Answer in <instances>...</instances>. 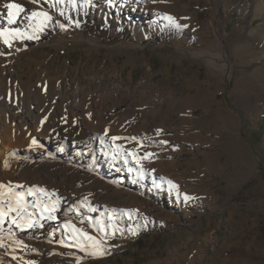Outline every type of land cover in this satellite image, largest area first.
<instances>
[{
    "label": "rangeland",
    "instance_id": "rangeland-1",
    "mask_svg": "<svg viewBox=\"0 0 264 264\" xmlns=\"http://www.w3.org/2000/svg\"><path fill=\"white\" fill-rule=\"evenodd\" d=\"M10 2L26 13L0 30L25 31L32 11L89 25L0 37V207L23 194L39 222L8 212L0 264H264V0H0V13ZM75 135L84 160L68 156Z\"/></svg>",
    "mask_w": 264,
    "mask_h": 264
},
{
    "label": "snow or ice",
    "instance_id": "snow-or-ice-1",
    "mask_svg": "<svg viewBox=\"0 0 264 264\" xmlns=\"http://www.w3.org/2000/svg\"><path fill=\"white\" fill-rule=\"evenodd\" d=\"M33 3H35V0H32ZM5 9H7L6 15L4 13H0V18H3L7 21L9 25L17 23L18 18L21 16L22 13H26V9L24 6H22L19 3L10 2L5 3L3 5ZM27 19L30 23L28 24V28L32 30V34H28L25 31H22L19 28L15 29H3L0 30V37L4 38V42L6 44H9L10 46V40L11 39H33L36 38L35 33L39 31H43L44 27L46 26L47 22L51 21L52 17L47 12L43 11H32L30 15H26L24 17ZM167 19L173 23L175 21L171 16L167 17ZM176 27H181L179 24L175 25ZM63 27V25H61ZM113 139H118L117 137H113ZM33 143L35 144L36 141L33 140ZM139 162V161H137ZM2 187V186H0ZM40 192H43V189L39 190ZM29 195L34 194L32 189H29ZM187 198V197H186ZM41 208V217H44L45 213H48L47 218L48 219H55V216L53 213L56 211V205H40ZM95 211V209H92ZM8 212H15L16 215L11 218V224L15 225L18 228H32L38 225V221L33 220L32 216L34 213H28L27 207L24 203L23 194H18L16 197V203L15 205H9L7 212L0 207V224H3L5 218L8 215ZM42 226V225H41ZM65 227L72 228L75 234H78L79 238L77 241V246H79L82 250H84L87 247H91L94 251L92 252L93 255H103V250L101 248V243L99 240H97L96 237L89 235L87 232H84L82 229L75 228L74 225L68 224L65 225ZM17 243H22V241H17Z\"/></svg>",
    "mask_w": 264,
    "mask_h": 264
},
{
    "label": "trees",
    "instance_id": "trees-1",
    "mask_svg": "<svg viewBox=\"0 0 264 264\" xmlns=\"http://www.w3.org/2000/svg\"><path fill=\"white\" fill-rule=\"evenodd\" d=\"M79 7H81L80 1H78ZM49 13V15L52 17L51 21L47 22L46 26L44 27L43 31H39L35 33L36 38H33V43L47 40L50 38V34L56 33L59 31L64 30V27L74 28V29H84L87 25H89V22L86 20L85 16L80 12V17H75L76 14H74L72 11L66 13L64 12L63 16L60 17V21H56V16H59L60 13L57 11L56 13L50 12V11H43ZM63 22V23H61ZM63 25V27H61ZM99 27L98 25H96ZM102 30L105 28L101 25L100 26ZM172 29V26H168L167 29ZM165 31V30H164ZM28 34H32V30L27 27L25 30ZM169 34V32H167Z\"/></svg>",
    "mask_w": 264,
    "mask_h": 264
},
{
    "label": "bare ground",
    "instance_id": "bare-ground-1",
    "mask_svg": "<svg viewBox=\"0 0 264 264\" xmlns=\"http://www.w3.org/2000/svg\"><path fill=\"white\" fill-rule=\"evenodd\" d=\"M138 2L144 4L146 0H137ZM133 11L136 12V10H139L143 13V12H148V8L146 7H143V6H140V7H137L138 9H135L136 7V4L133 5ZM161 10V8H159ZM145 10V11H144ZM219 38V37H218ZM230 63V62H229ZM230 70V69H229ZM232 74V73H231ZM119 91V89H117ZM119 102V101H118ZM119 104V103H118ZM118 104H113L112 106L114 108H118L116 107V105ZM119 109V108H118ZM96 138L95 135H93L91 137V139L94 141H96ZM51 142V141H50ZM53 144H56L57 142L53 141L52 142ZM95 143V142H94ZM99 147V145H97ZM97 147V148H98ZM69 148H70V151H68V156L72 159H76V160H84L86 159L88 156H90V152H89V148L88 146L86 145V141L79 137V135H75L73 137V139L71 140L70 142V145H69ZM3 149V148H2ZM99 149V148H98ZM32 154H36V155H41V152L39 150H32L31 151ZM0 157L3 158L0 160V164H2V168L4 169V172L8 170V168H10V158H9V154H7V149H3L2 153H0ZM8 172V171H7ZM6 172V173H7ZM11 176V175H10ZM1 177V176H0ZM43 179V178H42Z\"/></svg>",
    "mask_w": 264,
    "mask_h": 264
}]
</instances>
